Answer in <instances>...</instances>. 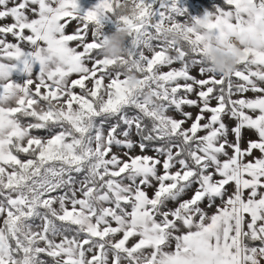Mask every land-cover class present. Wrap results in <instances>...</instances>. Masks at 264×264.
<instances>
[{
	"label": "snow or ice",
	"instance_id": "6c2138e0",
	"mask_svg": "<svg viewBox=\"0 0 264 264\" xmlns=\"http://www.w3.org/2000/svg\"><path fill=\"white\" fill-rule=\"evenodd\" d=\"M226 3L200 30L180 0H0V264H264V0Z\"/></svg>",
	"mask_w": 264,
	"mask_h": 264
},
{
	"label": "clouds",
	"instance_id": "9594fccd",
	"mask_svg": "<svg viewBox=\"0 0 264 264\" xmlns=\"http://www.w3.org/2000/svg\"><path fill=\"white\" fill-rule=\"evenodd\" d=\"M203 23L199 25V29L203 30L207 20L201 17ZM163 35L166 39L174 40L177 43L182 42L187 33L175 30L169 27L163 29ZM128 29L126 27H119L106 39L102 40L101 54L104 58L115 60L121 57L125 51V43L128 40ZM249 46L247 44H240L233 41V49L229 50L221 45L212 43L207 48L204 60L206 63L215 69L218 76L227 79L230 78L236 70L240 67L241 61L245 58V53ZM131 87H138L136 78L133 76L130 80Z\"/></svg>",
	"mask_w": 264,
	"mask_h": 264
},
{
	"label": "rangeland",
	"instance_id": "374dc122",
	"mask_svg": "<svg viewBox=\"0 0 264 264\" xmlns=\"http://www.w3.org/2000/svg\"><path fill=\"white\" fill-rule=\"evenodd\" d=\"M226 2V0H224ZM100 2V0H80V5L82 8V12H86L88 10H92L98 3ZM180 7L182 9H187V14L185 17H181L180 19L182 20H193L194 18H201L205 15V13H211L209 10H207L203 4H201L199 1L197 0H180ZM227 10V9H223V8H219V6L217 7V10ZM217 12V11H216ZM215 14V13H213ZM6 23H11V21H5ZM75 28V22H73L71 25H69L67 31L69 33H71ZM111 28L112 30H116L115 24L114 23H107L105 25V35H108V31L106 29ZM89 39H91V37H89ZM9 40H12V38L9 36ZM14 42V41H13ZM175 67H179V65H175ZM168 69L165 68L163 69V71H167ZM192 75L197 76V78H204L199 76L198 70H193ZM75 78V77H73ZM248 98H252L254 96V94L252 92H249L246 94ZM192 99H196L195 96L191 97ZM236 99H239L241 97H234ZM213 106H215L216 102L213 101ZM185 111L191 112L193 117H195L198 113V109L196 108H185ZM173 115H175V113H172ZM207 116V114H205ZM177 118L179 119L180 117L177 116ZM227 123H229L230 125L233 123L232 121H227ZM191 123V121L189 122V124ZM203 123V122H202ZM189 125H185V127H187ZM201 135H203L204 133H200ZM247 139H256V136L254 133L251 132H246L245 133V141H247ZM246 146V143H245ZM137 154H139V149L136 150ZM148 155H152L151 152L147 153ZM258 155V153H257ZM149 194L151 195V190H149Z\"/></svg>",
	"mask_w": 264,
	"mask_h": 264
},
{
	"label": "trees",
	"instance_id": "16d2710c",
	"mask_svg": "<svg viewBox=\"0 0 264 264\" xmlns=\"http://www.w3.org/2000/svg\"><path fill=\"white\" fill-rule=\"evenodd\" d=\"M197 1H199L201 4H203L204 7L207 10H209L211 13H216L218 6H219V8H223V9L229 8V6L227 5V3L224 0H197ZM106 30H109L108 35H110L116 31V30H112L111 28L106 29Z\"/></svg>",
	"mask_w": 264,
	"mask_h": 264
}]
</instances>
